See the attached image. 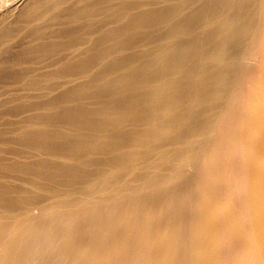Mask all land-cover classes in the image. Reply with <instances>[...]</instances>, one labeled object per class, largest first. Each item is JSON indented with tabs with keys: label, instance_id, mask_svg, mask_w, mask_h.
I'll list each match as a JSON object with an SVG mask.
<instances>
[{
	"label": "bare ground",
	"instance_id": "obj_1",
	"mask_svg": "<svg viewBox=\"0 0 264 264\" xmlns=\"http://www.w3.org/2000/svg\"><path fill=\"white\" fill-rule=\"evenodd\" d=\"M26 4L30 19L37 21L48 14L49 21L37 23L32 32L28 30L36 43L20 52L16 49L29 64L17 71L13 68L10 76L4 74L12 82L13 91L0 98V219H5L0 223V264H195L194 251L210 247L212 252L218 250L220 255L232 257L234 264H244L238 253L242 219L231 212L223 217L213 213L211 183L203 181L202 194L206 190L211 196L205 203L188 183L192 178L185 176L182 166L194 161L187 151L205 148L201 132L211 111L207 110L210 116H202L197 109L211 87L225 85L235 70L234 56L248 57L233 50L248 29L246 9L261 3L32 0ZM16 18L12 20L14 25ZM6 22L0 27L2 40L11 27ZM46 26H50L47 41ZM175 31L178 36L171 38ZM3 57L2 62L6 60ZM218 59L223 62L217 64ZM97 65L101 67L96 69ZM54 90L58 92L50 94ZM187 137L190 147L170 153ZM159 159V164L170 167V182L160 181L151 169ZM112 168L128 178L117 186L107 183L108 189L99 197L98 202L111 201L110 210L100 212L107 219L105 226L113 227L115 218H123L121 228L107 237L100 234L98 225L94 229L96 214L84 207L97 201L91 197L92 190L101 188L95 183ZM200 174L197 169L192 176ZM156 182L165 186L174 200L179 186L189 185L185 189L190 202L180 205L170 200L156 207V221L147 222L143 210L153 197V189L139 197H132L131 192L139 185L152 188ZM90 184L92 189L82 188ZM117 194L122 201H115ZM53 212L61 222L71 224L74 242L68 241L70 235L56 220L47 223L48 230L42 232V217ZM208 213L210 218L206 217ZM86 219L92 228L88 229ZM131 219L139 229L136 235L128 233ZM229 225L236 229L231 235L225 228ZM256 226L253 222L248 228L255 231ZM143 227L148 231L154 227L155 231L142 235ZM213 231L222 234L229 244L209 246L208 236ZM81 237L96 248L102 261H94L92 254L78 249ZM147 238L156 242V249L148 247ZM183 239L186 247L180 245ZM56 242L61 245L59 249L48 247ZM252 244L256 254L257 245ZM17 250L22 253L17 254ZM66 253L69 257L63 258Z\"/></svg>",
	"mask_w": 264,
	"mask_h": 264
},
{
	"label": "rangeland",
	"instance_id": "obj_2",
	"mask_svg": "<svg viewBox=\"0 0 264 264\" xmlns=\"http://www.w3.org/2000/svg\"><path fill=\"white\" fill-rule=\"evenodd\" d=\"M5 1L9 0H4L1 3L2 6L0 5V20H3L5 18L4 21L0 23V27L4 26L5 22L7 21V27H14L15 25H17V27L15 26L17 30L16 28L12 29L10 27V30L8 31L9 33L7 32L6 34H9L10 36H6L4 40L0 39V60L2 59L3 55L4 57L8 55L5 61H0V82H2L0 83L1 99L6 97V94H9L11 91H13L11 89L13 87L12 82L9 83L7 81L9 79L6 78L7 76L12 75L11 71H13V68H15L14 71H17L18 69H21L22 66L29 64V62L24 61L25 58L19 56V50H21L26 45L33 44L38 41L34 39L33 33L31 34L32 30L34 29L37 23H45L49 21L48 14L43 15L42 17L37 19V21L33 18L30 19V16L27 15V12L29 13L30 11L28 9L29 7H27L28 4H26V2L29 3L32 0H26V2L25 0H10L11 2H8V4ZM258 3H261V5L252 8L249 7L246 9L247 13L249 11L248 15L246 16L248 21V29L245 30L244 34L241 36L239 40V47L233 50V52H235L236 54H238L239 52H244V56L248 57L237 59L236 56H234L232 66L235 67V70L230 73L229 79L226 80L227 82L224 83L225 85H222L221 87L216 89L215 86L211 87L210 89L208 88L210 92L205 94L206 97L204 100H202L204 101V104L202 102L197 109L198 111H200L198 112V114L202 116L208 114L211 111V118L205 122L204 128L201 132V135L205 139L206 145H203L205 148L198 149V151L200 150L199 152L196 150L193 152L187 151L186 153L188 154V158L194 159V161L192 162V164H194L182 166L183 170L185 169V176L189 179L192 178V180H189L188 183L193 187L194 190H197L196 195H199V199L205 203L209 202L211 196L208 195L206 190L202 194V186L204 185L203 181L207 180L211 183L210 185H212L214 193V197H212V200H214L215 202L213 213H216L218 217H223L227 216L228 212H231L234 214H238L239 218L242 219L243 224L239 227V237L241 243L238 253L241 255V257H243L245 262L244 264H264V0H258ZM26 7L27 10H25ZM15 8L16 10L18 8L20 9L16 11ZM21 9L23 11H21ZM19 10L21 11V13ZM5 11L9 13L4 14L6 13ZM232 11L233 13L235 12L234 9ZM13 16L14 18L17 17L15 19V25V21H12L14 20V18H12ZM20 17L22 18V21L19 20L21 19ZM24 18H27V21ZM17 21L20 22L18 23ZM18 26H20V29L18 28ZM48 27L46 26L44 31V33H46L44 34L46 41L48 40V29H50ZM11 29L14 31L11 32ZM28 30H30L31 32H28ZM47 30L48 34L46 32ZM27 33L30 34L28 35ZM22 35H26V38H22ZM177 36L178 33L175 31V34L172 35L171 38ZM31 38L32 40H30ZM17 40L20 41L18 42ZM16 42L18 44H15ZM11 46H13V48ZM14 46H16L17 48ZM258 47H260V49L258 52V56H256ZM16 49H18L19 52ZM14 51L16 52V54ZM9 54H12L13 56H10ZM14 55L16 56V58H13ZM4 57L3 60L5 59ZM8 57L11 58V61ZM12 58L16 60V62L18 58L21 59L20 61L18 59L20 63H16L12 60ZM204 60L206 61L208 59ZM215 62L217 64H221L223 60L218 59ZM100 67L101 66L97 65L95 68L99 69ZM209 71L210 69L206 70L202 74L197 75V77L208 73ZM6 72L9 73L6 74ZM4 74L6 77L4 76ZM57 92V90H54L50 94H55ZM201 111H203V113ZM189 139L190 137L182 139L185 141H181L179 143V147L170 149V153H173L177 149H181L182 146L190 147L191 143H187ZM178 152H181V150ZM186 153L184 155H186ZM159 163L160 159L156 160L157 165L151 167V169H153L155 173L159 175L160 181H165V183L170 182L171 176L168 175L170 167L167 168V163ZM197 169H200L201 174L199 177L193 178L192 175L195 174ZM127 178L128 177L126 175H123L121 171H118L117 168L105 170L104 173L98 178V181L95 183L96 187L101 188L96 189L95 191L92 190L93 193H91V197H94L93 199L97 201H90L84 207L85 209H88L91 213L96 214V216H94L96 218L93 219V221H96L94 229L98 225L97 227L99 229L97 230H100L101 235L107 237L114 236L115 230L121 228L123 218H115L113 220V227L112 224L111 227H108L107 225L105 226V221H107V219L100 212L110 210L111 201L98 202L99 197L105 193L106 189H108L107 187L109 186H106L107 183H109L111 186H115L116 184L120 185ZM156 184H158V182L153 183L152 188L141 187V185H139V187H137L139 189L134 192H131L132 197H139L141 195H146L150 192L151 189H153V191L151 190L153 197H151V200L148 199L149 201H147V207L145 210H143L144 218L147 222L156 221L158 218L156 207H160L162 204L170 202V200H172L171 203L176 201L180 205H186L188 202H190L189 197L186 196L187 193L185 189V187L189 185L186 186L183 184L179 186V192L174 200L170 199V192L165 190V186H158ZM92 186V184L83 185L82 188L89 190L92 189ZM166 196L168 199L166 198ZM116 200L122 201L121 195L117 194L115 196V201ZM206 217L210 218L209 213L206 215ZM42 220H44L42 224L43 227L41 228L43 233L48 230L47 223L56 220L58 221V225L66 230L68 236L70 235V239H68V241L74 242L71 236L74 229L72 228L71 224L66 220H63L61 222L58 219V216L56 217L55 212L43 216ZM4 221L5 219H0V223ZM132 221L134 220L131 219L129 221V223L131 224L128 225V233L131 235H136L138 234L139 229H137L138 227L132 225ZM253 222L257 224L255 231L248 228V226H251ZM84 223L88 225V229H90V227L92 228L93 226L90 224L89 219L84 220ZM211 224L212 226H216L215 222L211 221ZM211 224L209 223L210 227ZM225 228L230 235L231 233H234L236 231V229L233 228V225L226 226ZM152 231H155L154 227H150L149 231L146 227H143V229L141 230V234L150 235ZM219 234L217 233V231H213L211 232V234L209 233V246L210 244L212 245V243L218 247H224L229 244L227 242L229 240L224 239L222 237V234ZM81 236L86 237V235ZM78 242L77 244L75 242V244L77 246L81 244L78 249L83 254H92L91 256L94 261H102V255L96 254V248L88 245L85 239L81 240V243L79 242V244ZM124 242L125 241H123V243ZM145 243L148 244V247L150 249L157 248L156 242L150 240L149 238H147V240L145 239ZM252 243L257 245L256 254L253 253L255 252V250H252L251 248ZM70 244H72V242H70ZM180 245L186 247L185 245H187V241H185V239L181 240ZM48 247L56 250L59 249L61 245L57 244L56 242L52 243V245ZM21 251L17 250L16 252L17 254H21ZM194 254L195 258H192H194L195 264H234L235 261L232 257H226L225 254L220 255L218 253V250L216 252H212L211 247L207 249H196L194 251ZM115 255L117 257L121 256L120 253H115ZM63 256V258L69 257L67 253ZM98 256L101 257L98 258ZM252 257L254 260L252 259Z\"/></svg>",
	"mask_w": 264,
	"mask_h": 264
}]
</instances>
